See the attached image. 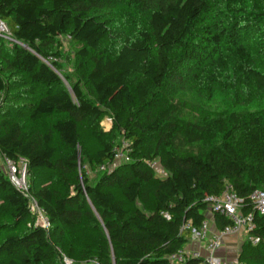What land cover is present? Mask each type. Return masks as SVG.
<instances>
[{
  "label": "trees",
  "instance_id": "16d2710c",
  "mask_svg": "<svg viewBox=\"0 0 264 264\" xmlns=\"http://www.w3.org/2000/svg\"><path fill=\"white\" fill-rule=\"evenodd\" d=\"M0 19L11 35L9 48L0 39V157L27 160L28 195L51 232L87 223L98 264H170L208 218L205 198L230 184L253 216L249 235L264 240V216L247 198L264 187V112L213 118L194 138L177 118L194 103L168 95L178 87L200 99L219 94L231 108L261 103L264 0H0ZM63 36L77 48L72 76L58 63ZM23 117L48 126L30 130ZM121 139L131 161L90 183L84 167L111 165ZM41 171L48 185L37 182ZM213 217L219 231L230 224ZM0 219L1 263L54 261L29 198L1 168ZM243 241L237 262L264 264V242Z\"/></svg>",
  "mask_w": 264,
  "mask_h": 264
},
{
  "label": "rangeland",
  "instance_id": "374dc122",
  "mask_svg": "<svg viewBox=\"0 0 264 264\" xmlns=\"http://www.w3.org/2000/svg\"><path fill=\"white\" fill-rule=\"evenodd\" d=\"M118 16V15H116ZM115 17V16H113ZM115 28V23L113 24ZM5 47L9 48L11 46V42L8 40L3 39ZM61 44V58L59 59L58 63L61 66L62 72L68 74L69 76L73 75L74 72V64H75V53H76V46L72 44L69 37L63 36L59 38ZM66 84V83H65ZM67 85V84H66ZM21 88H18L17 91H20ZM169 98L172 101H176L178 99L187 100L189 102L194 103L193 106L184 109L178 116V120L180 124L184 128L185 135L190 134L191 137H197L198 129L196 128L197 125L202 124L206 121H209L213 118H224L231 112L236 113H243L247 112H264V99L261 103L253 104L249 107H237L231 108L228 101L221 97L219 94H215L211 99H200L191 92H186L182 88L174 87L169 90ZM2 94H0V98ZM26 102V101H23ZM11 103L13 105L21 104L22 102L16 101L15 98L11 99ZM111 119L109 116L104 117L102 122L100 123L101 128L103 131L110 130L112 123L108 122ZM21 123H24L30 130H37V131H44L48 124L45 122L31 124L29 123L25 117L19 119ZM118 146L123 147V144H128L127 141L121 139L118 141ZM213 144V141L209 138H204L201 144L202 148H208ZM194 151H196L195 145ZM130 162V161H129ZM123 162L121 164L129 163ZM4 167V160L0 157V168L3 169ZM20 172L22 171V167L19 168ZM85 171L87 173V177L90 183H94L97 177L100 175L99 169L91 168L90 166H85ZM156 175H163L164 172L158 166L155 170ZM37 182H41L44 185H48L49 182L47 181V176H52L51 173L46 171H41L37 173ZM29 181L27 176L25 177V186L29 187ZM30 205V212L34 218V222L36 221V216L39 215L36 213V209L33 208L34 204L32 202ZM32 206V207H31ZM35 209V210H34ZM0 222H8V219H0ZM35 227L41 228V226L34 223ZM52 226L50 225L48 229H46L48 241L53 247L55 251V259L51 261L49 264H63L62 259L66 257L68 260L71 261V264H95L96 259L94 258V253L97 249H99V243L97 237H93L90 231L89 226L87 223H82L80 226L75 228H65V227H58L53 232H51ZM244 239L240 241L237 245V252L241 249ZM0 264H4L3 262Z\"/></svg>",
  "mask_w": 264,
  "mask_h": 264
},
{
  "label": "built area",
  "instance_id": "2783aa9c",
  "mask_svg": "<svg viewBox=\"0 0 264 264\" xmlns=\"http://www.w3.org/2000/svg\"><path fill=\"white\" fill-rule=\"evenodd\" d=\"M0 39H5L11 42L9 29L1 19ZM108 122L111 125L112 119H109ZM129 153L130 149L128 144H123V147H119L118 145L115 146L112 150V164L109 166L102 165L99 170L105 171L123 162L131 161ZM3 160V170L5 171L10 183L23 195L29 198V204L32 202V204H34L33 208H35L36 213L39 214L36 216L37 218L34 223L41 226V229L43 230L48 229L50 226L49 221L45 218L42 210L38 208L36 202L28 195V188L25 186V177L27 176V160L24 158H18L16 161H11L6 158H3ZM148 166L151 169H156L158 166L157 161L148 162ZM20 167H22L21 172L19 169ZM247 198L255 211L259 215L264 216V187L253 189ZM205 203L208 204L209 214H219L229 220L230 224L216 233H211L209 230V220L205 219L197 230H192L191 240L202 243L206 255L201 256L198 252L189 253L185 251V249H182L168 257L170 264H239L237 261L225 262L217 256V251L220 249L222 241L225 237L246 236V240L250 242L252 246H256L261 242H264V240L262 241L259 237L249 235L255 229L253 216L242 212L244 199L236 193L230 184L225 186L220 195L206 197ZM161 215L166 220H170V216L166 212H161ZM183 229H192L191 223L187 222L183 226ZM62 262L63 264H71V261L66 257H63ZM95 264L98 263L95 262Z\"/></svg>",
  "mask_w": 264,
  "mask_h": 264
},
{
  "label": "crops",
  "instance_id": "0c3cea01",
  "mask_svg": "<svg viewBox=\"0 0 264 264\" xmlns=\"http://www.w3.org/2000/svg\"><path fill=\"white\" fill-rule=\"evenodd\" d=\"M207 219L209 220L210 232L216 233L217 231H219L216 228L213 215L208 214ZM242 239H244V236L225 237L222 241V245L220 249L217 251V256L225 262L237 261V257H238L237 245L240 243V241H242ZM184 249L189 253L198 252L201 256L206 255L203 244L197 241L191 240Z\"/></svg>",
  "mask_w": 264,
  "mask_h": 264
}]
</instances>
